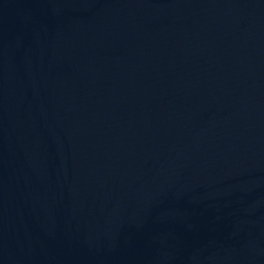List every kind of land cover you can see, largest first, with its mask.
Segmentation results:
<instances>
[{
  "label": "water",
  "instance_id": "1",
  "mask_svg": "<svg viewBox=\"0 0 264 264\" xmlns=\"http://www.w3.org/2000/svg\"><path fill=\"white\" fill-rule=\"evenodd\" d=\"M0 264H264V0H0Z\"/></svg>",
  "mask_w": 264,
  "mask_h": 264
}]
</instances>
